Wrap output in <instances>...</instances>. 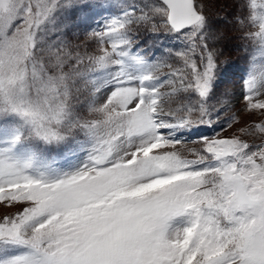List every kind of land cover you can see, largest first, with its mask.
<instances>
[{
	"label": "snow or ice",
	"instance_id": "6c2138e0",
	"mask_svg": "<svg viewBox=\"0 0 264 264\" xmlns=\"http://www.w3.org/2000/svg\"><path fill=\"white\" fill-rule=\"evenodd\" d=\"M247 6L258 30L241 95L264 109V0ZM141 32L180 47L145 55ZM224 38L197 0H0V201L15 209L0 249H23L0 264H264V145L177 135L229 106L210 47Z\"/></svg>",
	"mask_w": 264,
	"mask_h": 264
},
{
	"label": "rangeland",
	"instance_id": "374dc122",
	"mask_svg": "<svg viewBox=\"0 0 264 264\" xmlns=\"http://www.w3.org/2000/svg\"><path fill=\"white\" fill-rule=\"evenodd\" d=\"M217 2L215 7L210 8L209 0H197L198 3L204 5L205 14L209 17L210 21L213 22V27L217 32H222L224 39L220 42H226L224 49L229 52L226 54H217V63L227 61L228 67L223 77V83L220 85L218 91H227L229 94V106L225 107L220 113L219 121L209 127V126H199L193 127L187 131L178 133L177 135H182L188 140L198 139L200 136L211 138L214 135L219 137L230 138L235 135L244 140L245 142L252 145H264V132L258 130H253L250 133H243L240 130L242 128H247L250 125L264 123V109H249L246 102L243 100L241 93L244 91L243 80L247 78V73L250 69L251 62L254 56V41L245 36L248 32H255L258 29L248 23V14L251 9L247 6L248 0H220ZM131 2V0H130ZM136 3L141 5L145 3H154L156 0H135ZM261 0H257L259 5ZM119 9L113 4L111 6H106L104 8L98 9L97 15H93L90 24L95 27L96 24L102 23L103 20L111 15H115ZM238 16L242 19V24H237L233 22V17ZM216 21H221L216 23ZM156 22H159L158 19ZM85 38L83 34L79 36L78 39H74V43L84 42ZM139 41L138 46L140 49L144 50L145 55H154L153 58H159L165 56L166 49L180 47L179 41L173 37L160 33L153 35L151 33L141 32L137 37ZM216 43L210 42V47L218 50ZM97 44L94 41H87L82 44L81 50H87L89 52H95L97 49ZM104 47L108 48L110 45L106 42ZM219 52V51H218ZM167 63H173L175 67H182L180 62H176L173 59L167 60ZM168 67H162L159 73L169 72ZM158 73V74H159ZM177 86H179V81H176ZM171 90L170 86H164L161 88L162 92H169ZM186 98L183 93H176L171 98H166V103L164 105L165 111L169 108H177L179 103ZM84 98L81 97V100ZM254 100L264 101V86L257 87V94ZM88 119L95 118L87 112V108L83 109L81 112ZM231 117V119H229ZM215 119V118H214ZM189 147L193 146L191 144ZM197 147L199 145H196ZM256 150V148H253ZM55 155V153H53ZM63 153H61V156ZM60 157H58L59 159ZM83 159V157H81ZM15 209L7 205L5 202L0 201V218L3 215L14 213ZM22 248H14L5 246L0 249V256L15 255L22 252Z\"/></svg>",
	"mask_w": 264,
	"mask_h": 264
},
{
	"label": "trees",
	"instance_id": "16d2710c",
	"mask_svg": "<svg viewBox=\"0 0 264 264\" xmlns=\"http://www.w3.org/2000/svg\"><path fill=\"white\" fill-rule=\"evenodd\" d=\"M217 2H221L220 0H209V5L211 6L210 8H213V7H215V4L217 3ZM225 44H227L226 42H220V43H216L215 44V46H218L219 45V47H218V51H217V54H219V55H221V54H224V53H228L229 52V49H228V51H226L225 49H224V45Z\"/></svg>",
	"mask_w": 264,
	"mask_h": 264
}]
</instances>
